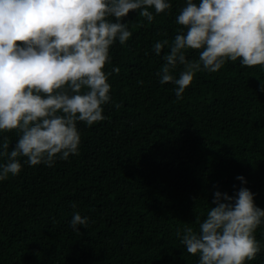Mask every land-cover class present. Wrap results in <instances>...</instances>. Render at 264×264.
Here are the masks:
<instances>
[{"label": "trees", "instance_id": "1", "mask_svg": "<svg viewBox=\"0 0 264 264\" xmlns=\"http://www.w3.org/2000/svg\"><path fill=\"white\" fill-rule=\"evenodd\" d=\"M166 2L163 13L149 9L152 22L137 11L124 18L132 35L110 47L103 69L111 73L106 119L77 123L79 154L51 167L20 157V173L0 181V264H199L177 229L198 231L216 191L247 187L264 209V68L226 61L197 72L178 100L176 86L156 75L168 47L158 56L153 46L171 45L186 0ZM186 55L196 60L199 50ZM3 136L10 152L18 134ZM77 211L89 223L73 231ZM254 236L261 251L245 264H264V223Z\"/></svg>", "mask_w": 264, "mask_h": 264}, {"label": "clouds", "instance_id": "2", "mask_svg": "<svg viewBox=\"0 0 264 264\" xmlns=\"http://www.w3.org/2000/svg\"><path fill=\"white\" fill-rule=\"evenodd\" d=\"M171 7L166 0H0V132L18 134L10 152L8 136L0 141V156L7 157L0 181L20 173V157L31 166L51 167L57 157L79 154L77 123L92 126L106 119L102 106L111 100V73L103 69L110 47L132 35L124 18L137 11L152 22L149 9L160 14ZM176 22L182 28L171 45L165 39L153 48L159 56L168 47L156 75L161 84L176 86L178 100L197 72L215 73L226 61L264 68V0H186ZM189 49L199 50L198 59L187 57ZM237 179L246 183L243 176ZM254 195L247 187L234 195L216 191L198 231L177 229L199 264L255 259L261 245L254 233L264 223V209ZM88 223L78 211L70 220L73 231Z\"/></svg>", "mask_w": 264, "mask_h": 264}]
</instances>
